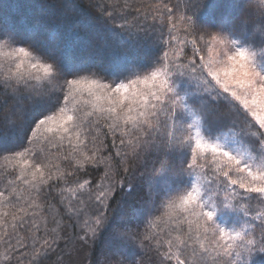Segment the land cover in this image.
<instances>
[{
  "label": "snow or ice",
  "instance_id": "6c2138e0",
  "mask_svg": "<svg viewBox=\"0 0 264 264\" xmlns=\"http://www.w3.org/2000/svg\"><path fill=\"white\" fill-rule=\"evenodd\" d=\"M90 7L95 14L75 0L53 5L55 23L38 30L0 16V101H15L0 126L20 149L0 143L2 158L19 168L7 195L0 191L5 264L26 248L18 229L43 217L41 193L52 185L82 229L81 246L116 228V239L151 245L159 264H264V53L254 51L257 39L264 43V0H153L132 21L128 0ZM213 120L227 130L214 135ZM101 165L94 186L68 183ZM137 172L148 190L142 207L162 210L139 238L109 212L118 190L132 193ZM230 213L244 225L229 227ZM45 227L44 238L31 236L28 264H41L63 239L57 228L49 239Z\"/></svg>",
  "mask_w": 264,
  "mask_h": 264
},
{
  "label": "trees",
  "instance_id": "16d2710c",
  "mask_svg": "<svg viewBox=\"0 0 264 264\" xmlns=\"http://www.w3.org/2000/svg\"><path fill=\"white\" fill-rule=\"evenodd\" d=\"M40 2H44L51 8H48V10H45L44 12H33V7L38 8ZM68 2L69 0H0V16L8 19L18 30L23 31L29 28L38 30L42 25L49 22L48 17L55 18L51 14V11H55L53 5ZM75 2L79 3L82 8L92 11L93 14H95V10L90 7V4L105 3V0H75ZM128 2L132 5V8H130L129 12L126 14V18L129 21H132L133 16L136 14L134 9L153 2V0H128ZM173 2H175V0H173ZM212 2L222 5L231 3L232 0H212ZM123 3L124 0H119L120 6H123ZM214 11H223V9H217ZM147 23L152 24L151 19H149ZM117 31H119V29H117ZM125 35L127 36V33H125ZM144 35L145 34L142 32H137L133 37V40L139 39L143 43ZM155 35L159 36V32H156ZM254 51H256L259 56L261 53H264V43H261L259 39L256 40ZM84 55H86V53H84ZM101 75L106 81L112 79V77L106 76L102 73ZM14 106L15 101L10 98L8 99L7 104H3L2 101H0V116H2L4 112L12 110ZM211 125L214 135L218 131L227 130V121L224 120H213L211 121ZM103 131L107 132L108 130L105 128ZM111 140V136L106 140L109 148H111ZM0 143L12 146L14 150H20L15 147L18 143L17 137L10 130L5 129L2 126H0ZM24 146H27L26 142H24ZM36 147L39 148V145ZM55 152L56 150L53 149V153ZM6 154L7 153L0 154V191H4L5 195H7L5 186L9 180H15L19 171V168L15 165L14 161L10 163L2 158V156ZM103 154L107 155L108 153L105 152ZM60 163L66 170H71L70 164L67 162L61 161ZM103 172V165L98 169L89 166L85 171H77L75 175L68 177L67 181L69 184H72L77 179L81 181L88 179L92 181L94 186L96 183L100 182ZM121 174H123L122 170ZM136 176L137 178L131 181L134 186L132 193H121L118 190L117 193L114 194L115 199L110 201L111 208L109 209V212L113 225H117L120 231H123L124 226L127 225L139 238L148 231V222L154 220L157 216H160L162 210H153L149 213L146 210V207H142V202L146 198L148 190L146 187H140L138 172ZM59 186L60 185H52L50 188H45L42 191L41 203L44 205L43 217H37L34 220L32 217H29V223H27L22 229H18L21 237L24 238L26 248H21L15 255L13 264H15L16 260H22V264H28L30 257L26 252L30 251L32 247L31 236L35 233L41 238H44L46 234L45 222L47 224V236L49 239L53 235L51 232V229L53 228H57V231L63 239L58 240L57 244L48 252L47 256L42 258L41 264H117L118 261H124L125 264H128L129 261L132 262V264H159L158 254L152 249L151 245H147V242H145L147 246L142 248L139 246L138 240L135 242H125L116 239V228H109L108 232L101 236L100 239L90 248L88 246H81V243L77 240V236L82 234V229L76 223L75 218H70L65 214L64 206L60 204V197L56 192V188ZM127 186V183H125V189H127ZM16 187L19 191L25 186L17 181ZM83 198L85 200L87 199V192L83 194ZM49 204L52 205L53 211L51 212L48 209ZM5 210L8 209L3 205H0V211ZM56 210L59 211L58 216L55 215ZM254 214L255 212H252L250 215ZM227 218L231 223L238 221L239 219L241 226L244 225L245 222L244 217L240 214L230 213ZM83 219L84 217L81 216V220ZM57 220L61 221L59 226H57ZM33 223H36L39 226V232H35V229L32 228ZM238 226H240L239 223ZM2 231L3 230L0 229V232ZM9 231H11L10 228ZM256 231L257 235H259V227H257ZM12 243L15 244V240H13ZM37 247H39L38 243ZM69 253H71V255H69ZM4 255L5 246L0 244V264H5V261L3 260Z\"/></svg>",
  "mask_w": 264,
  "mask_h": 264
},
{
  "label": "rangeland",
  "instance_id": "374dc122",
  "mask_svg": "<svg viewBox=\"0 0 264 264\" xmlns=\"http://www.w3.org/2000/svg\"><path fill=\"white\" fill-rule=\"evenodd\" d=\"M48 8L50 9L51 7L49 6V5H47V4H45L44 2H40L39 3V7L38 8H35V7H33V9H32V11L33 12H44L45 10H48ZM52 13H53V11H51ZM51 13V14H52ZM50 14V15H51ZM48 19H49V22L47 23V24H54L55 23V18H50V17H48ZM21 31V30H20ZM24 31V30H23ZM257 53V52H256ZM257 56H258V58H259V55L257 54ZM129 210V209H128ZM240 220L238 219V221H234L233 223H231L230 221H229V219L227 218V224H228V226L229 227H240L241 226V222H239ZM238 223H239V225L240 226H238Z\"/></svg>",
  "mask_w": 264,
  "mask_h": 264
}]
</instances>
